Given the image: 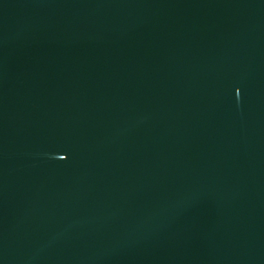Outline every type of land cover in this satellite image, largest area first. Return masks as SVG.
<instances>
[{
    "label": "water",
    "instance_id": "water-1",
    "mask_svg": "<svg viewBox=\"0 0 264 264\" xmlns=\"http://www.w3.org/2000/svg\"><path fill=\"white\" fill-rule=\"evenodd\" d=\"M0 264H264V0H0Z\"/></svg>",
    "mask_w": 264,
    "mask_h": 264
}]
</instances>
